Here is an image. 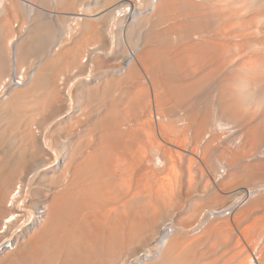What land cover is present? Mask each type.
Instances as JSON below:
<instances>
[{"label": "bare ground", "instance_id": "obj_1", "mask_svg": "<svg viewBox=\"0 0 264 264\" xmlns=\"http://www.w3.org/2000/svg\"><path fill=\"white\" fill-rule=\"evenodd\" d=\"M14 72L0 264H264V223L237 227L264 191L237 189L264 171V0H0Z\"/></svg>", "mask_w": 264, "mask_h": 264}, {"label": "rangeland", "instance_id": "obj_2", "mask_svg": "<svg viewBox=\"0 0 264 264\" xmlns=\"http://www.w3.org/2000/svg\"><path fill=\"white\" fill-rule=\"evenodd\" d=\"M21 2V1H20ZM128 23L129 22H126V24L124 23V25H123V27H121L120 28V30H121V33H122V35H123V37H124V34H125V30L124 29H126V25H128ZM124 26H125V28H124ZM116 29V28H115ZM124 31V32H123ZM124 33V34H123ZM122 38V37H121ZM123 40H125L124 42H126V36H125V38H122ZM84 61H87V60H84ZM87 63H89V62H85V64H87ZM78 86L77 85H75V87H74V89L77 91L78 89ZM129 89H130V87H128ZM125 90L127 91V89L125 88ZM115 91V92H114ZM113 92H112V95H114L113 96V98H116L115 99V101L117 100V98L122 94V91L123 90H120V89H115ZM115 93V94H114ZM82 94V93H81ZM112 100L110 99V100H107V102H111ZM134 123V122H133ZM132 123V124H133ZM233 134V133H232ZM140 139V138H139ZM173 151V150H172ZM220 151V149H217L216 150V152H214V156L216 155V153L218 154V152ZM155 153V152H154ZM219 156V155H218ZM257 159L259 160V161H263L264 162V151L261 153V154H259L258 155V157H257ZM199 160V159H198ZM185 161V158L183 159V162ZM199 162V161H198ZM219 162V161H218ZM220 162H221V160H220ZM213 163L214 164H216V165H214V166H211L210 165V167L209 166H207V169H209L210 168V170H207L206 168H205V176H206V174L208 173V172H210L212 175L214 174V172H216L217 171V168H218V163H217V161H213ZM218 164V165H217ZM207 170V171H206ZM216 174V173H215ZM214 174V175H215ZM244 178V179H243ZM201 180V177H200V174L198 173V172H196V181L200 184H202V180ZM239 181H240V184L241 185H239V186H237V189H238V191H240V190H242V188L244 189V188H262L263 187V185H264V171L263 170H260L255 176H253V177H249V178H247L246 177V173H244V172H240L239 173ZM242 181V182H241ZM242 187V188H241ZM202 190H201V188H200V185H199V187L198 188H196V190L194 191L195 193H194V195H196V197H198V196H200V192H201ZM257 194H259V196H257V197H255V200L258 198V199H261L262 201L257 205V207H255V208H253L250 212H249V214L247 215V217L246 218H244V220H242L240 223H238V225H237V227H238V229H240L241 230V232H242V238H243V240L245 241V242H249L250 244L252 243V237H254V233H253V230H251V229H254V226H256V224L257 225H259V224H262V222L264 223V191H261V192H259V193H257ZM225 198H226V200H225V204L226 205H229L232 201H233V197H227L226 195H225ZM252 202V200L249 202V203H247L245 206H244V208L245 207H248V206H250V203ZM255 221V223H253ZM252 223H253V225H252ZM252 225L253 226V228H252V226H250V227H247L248 225ZM244 227H245V229H244ZM249 230H248V229ZM247 231V232H245V231ZM250 231V232H249ZM244 233H246V234H244ZM248 235V236H247ZM250 236V237H249ZM252 236V237H251ZM213 237H215V236H210V238L207 240V241H205L206 243L204 244V243H202V247L201 246H199L200 248H197L196 247V249H198V250H196V257H198V255H199V252H201L202 250H203V248H204V250H205V248H209V250L208 249H206L207 251H205L203 254H204V256H202L201 254V257H203V258H209V257H212V256H214V254L217 252V251H219V250H221L223 247L222 246H219V248H217L218 246H216V245H213V243L211 244L210 243V241L212 240L213 241ZM216 239H217V237H215ZM242 240V241H243ZM211 241V242H212ZM243 241V242H244ZM263 241V239L261 240V242ZM211 244V246H212V248H213V250H212V248H211V246H210V244ZM204 244V245H203ZM262 243H260V245H261ZM207 246H209V247H207ZM214 246H215V248H217V250L216 249H214ZM261 250V249H260ZM213 251V252H212ZM264 253V245L262 246V250H261V253ZM202 253V252H201ZM199 258V257H198ZM264 260V257H263V255H262V261Z\"/></svg>", "mask_w": 264, "mask_h": 264}, {"label": "built area", "instance_id": "obj_3", "mask_svg": "<svg viewBox=\"0 0 264 264\" xmlns=\"http://www.w3.org/2000/svg\"><path fill=\"white\" fill-rule=\"evenodd\" d=\"M24 84H25L24 74L19 72H14L12 75L8 76L3 82L0 89L1 94L3 97L7 98L11 92L15 91L20 87H23ZM223 212L225 214L224 216L229 215V211L224 210ZM254 257L258 259L259 255L257 254V251L255 252Z\"/></svg>", "mask_w": 264, "mask_h": 264}]
</instances>
